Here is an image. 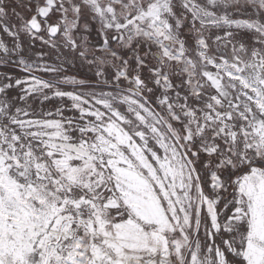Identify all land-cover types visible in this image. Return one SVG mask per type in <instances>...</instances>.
<instances>
[{"label":"snow or ice","instance_id":"snow-or-ice-1","mask_svg":"<svg viewBox=\"0 0 264 264\" xmlns=\"http://www.w3.org/2000/svg\"><path fill=\"white\" fill-rule=\"evenodd\" d=\"M0 264H264V0H0Z\"/></svg>","mask_w":264,"mask_h":264},{"label":"rangeland","instance_id":"rangeland-1","mask_svg":"<svg viewBox=\"0 0 264 264\" xmlns=\"http://www.w3.org/2000/svg\"><path fill=\"white\" fill-rule=\"evenodd\" d=\"M73 71H75V70H73Z\"/></svg>","mask_w":264,"mask_h":264}]
</instances>
